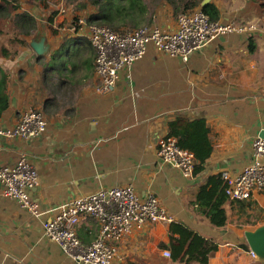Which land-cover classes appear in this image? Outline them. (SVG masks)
Returning a JSON list of instances; mask_svg holds the SVG:
<instances>
[{
	"label": "crops",
	"instance_id": "crops-1",
	"mask_svg": "<svg viewBox=\"0 0 264 264\" xmlns=\"http://www.w3.org/2000/svg\"><path fill=\"white\" fill-rule=\"evenodd\" d=\"M207 1L218 7L221 20L253 23L255 29L215 38L187 61L150 43L141 58L120 70L109 93L96 90V49L88 27L74 21L87 20L93 6L75 11L67 0H49L46 7L36 0L12 1L17 8L6 15L0 32V68L8 74L9 96L0 125L17 124L32 108L44 113L48 125L38 138L0 135V164L13 165L25 154L37 168L39 184L30 194L42 210L33 216L2 195L0 184V264H79L45 235L43 222L53 216L51 208L128 184L141 197L156 195L174 222L218 242L208 264L264 261L249 255L245 235L264 226V191L247 201L228 197V222L222 227L210 222L196 200L204 186H211V177L241 171L252 160L253 140L264 132V0ZM24 12L36 17L37 28L21 36L25 45H16L10 39L19 34L14 18ZM178 14L163 0L147 25L175 30ZM4 47L18 49L17 55L4 56ZM196 120L204 121L213 149L200 171L185 176L158 155V147L172 122L183 129ZM171 224L148 222L124 236L112 264H186L164 255L161 243H169ZM76 232L90 244L100 224L85 215Z\"/></svg>",
	"mask_w": 264,
	"mask_h": 264
},
{
	"label": "built area",
	"instance_id": "built-area-1",
	"mask_svg": "<svg viewBox=\"0 0 264 264\" xmlns=\"http://www.w3.org/2000/svg\"><path fill=\"white\" fill-rule=\"evenodd\" d=\"M178 27L165 30L157 25H145L132 30H115L107 25L88 24L79 17L78 24L86 25L89 38L96 49L95 71L98 78L96 90L109 93L117 85L119 72L141 58L150 43L168 55L187 61L190 56L207 46L215 38L230 33L254 30L255 24L238 23L235 20H213L203 8H194L178 14ZM44 113L28 109L17 124L0 125V135L6 138H38L47 130ZM158 155L175 164L185 176L195 170V155L178 144L174 136L163 137L159 142ZM225 192L232 200H252L257 192L264 191V137L257 136L252 142V160L241 171L222 172ZM1 194L12 198L30 212L40 216L42 210L33 198L31 190L39 184L37 168L21 154L13 165L0 164ZM53 216L43 222L45 235L56 242L62 251L79 264H112L117 253L116 243L148 222H174L175 217L149 193L141 197L132 184L101 188L86 195L75 197L51 208ZM91 215L100 224L97 238L85 244L78 237L76 224L80 218ZM249 255L256 258L254 250ZM171 257V250H164Z\"/></svg>",
	"mask_w": 264,
	"mask_h": 264
},
{
	"label": "trees",
	"instance_id": "trees-1",
	"mask_svg": "<svg viewBox=\"0 0 264 264\" xmlns=\"http://www.w3.org/2000/svg\"><path fill=\"white\" fill-rule=\"evenodd\" d=\"M14 0H4L0 2V32L4 33L3 20L6 15L10 14L17 5L12 4ZM39 5L46 7L49 0H36ZM163 0H67L72 9L81 10L91 5L95 11L87 16V23L107 25L115 30H132L145 26L152 19V11ZM174 8L175 14L184 12L201 5L203 10L208 13L213 20L220 19V10L218 7L205 0H166ZM152 6V8H151ZM152 10V11H151ZM56 12H53L49 18L53 20ZM78 16L75 18V25L78 24ZM15 27L18 28L19 34L11 35L10 39L16 45H25L27 42L22 35L28 36L32 30L37 28L36 17L24 12L14 18ZM11 25V23H9ZM8 34V33H7ZM18 49L9 50L4 47L3 55L9 57L10 54L15 57ZM0 68V117L9 106V96L6 93V82L8 74ZM38 110V109H37ZM202 120L191 122L183 129L176 127V122L170 124L168 136L176 137L178 144L186 149L191 150L198 164L194 171H200L205 161L212 153V145L207 135V128L203 127ZM209 185L204 186L198 193L196 200L200 203L204 213H206L210 222L217 227L225 226L228 222V214L225 203L228 196L225 192L224 180L222 175L213 176L209 180ZM245 249L249 247L242 244ZM162 248L171 250V258L174 261H181L186 264H208L209 259L219 248V243L215 240L206 238L201 234L193 231L182 223L172 222L170 226L169 243H161ZM253 264H264L254 262Z\"/></svg>",
	"mask_w": 264,
	"mask_h": 264
},
{
	"label": "water",
	"instance_id": "water-1",
	"mask_svg": "<svg viewBox=\"0 0 264 264\" xmlns=\"http://www.w3.org/2000/svg\"><path fill=\"white\" fill-rule=\"evenodd\" d=\"M207 2V0H205ZM36 50L40 52V49L34 45ZM264 137V132L261 134ZM247 241L252 250L255 251L257 258L264 260V226L257 228L254 231L248 230L245 232Z\"/></svg>",
	"mask_w": 264,
	"mask_h": 264
},
{
	"label": "rangeland",
	"instance_id": "rangeland-1",
	"mask_svg": "<svg viewBox=\"0 0 264 264\" xmlns=\"http://www.w3.org/2000/svg\"><path fill=\"white\" fill-rule=\"evenodd\" d=\"M151 8H152V6H151ZM155 9V8H154ZM154 9H153V11H154ZM147 25V24H146ZM264 220H261V222H263Z\"/></svg>",
	"mask_w": 264,
	"mask_h": 264
}]
</instances>
